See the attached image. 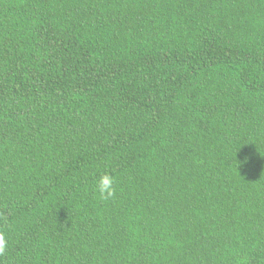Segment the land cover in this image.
I'll return each mask as SVG.
<instances>
[{"label": "trees", "instance_id": "16d2710c", "mask_svg": "<svg viewBox=\"0 0 264 264\" xmlns=\"http://www.w3.org/2000/svg\"><path fill=\"white\" fill-rule=\"evenodd\" d=\"M0 231V264H264V0H0Z\"/></svg>", "mask_w": 264, "mask_h": 264}, {"label": "clouds", "instance_id": "9594fccd", "mask_svg": "<svg viewBox=\"0 0 264 264\" xmlns=\"http://www.w3.org/2000/svg\"><path fill=\"white\" fill-rule=\"evenodd\" d=\"M245 159V158H244ZM241 160L242 162L244 161ZM96 191L103 200H108L116 196L114 187V177L108 173L101 175L96 182ZM8 249V241L5 233L0 231V257H3Z\"/></svg>", "mask_w": 264, "mask_h": 264}]
</instances>
